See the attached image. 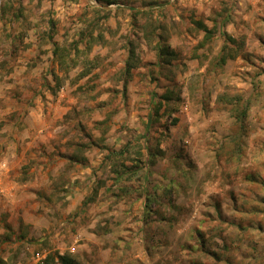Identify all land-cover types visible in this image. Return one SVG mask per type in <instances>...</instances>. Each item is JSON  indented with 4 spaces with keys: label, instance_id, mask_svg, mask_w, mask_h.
Wrapping results in <instances>:
<instances>
[{
    "label": "rangeland",
    "instance_id": "1",
    "mask_svg": "<svg viewBox=\"0 0 264 264\" xmlns=\"http://www.w3.org/2000/svg\"><path fill=\"white\" fill-rule=\"evenodd\" d=\"M63 253L264 264V0H0V264Z\"/></svg>",
    "mask_w": 264,
    "mask_h": 264
},
{
    "label": "trees",
    "instance_id": "2",
    "mask_svg": "<svg viewBox=\"0 0 264 264\" xmlns=\"http://www.w3.org/2000/svg\"><path fill=\"white\" fill-rule=\"evenodd\" d=\"M136 12L138 13L139 11H136ZM57 49H58L57 46L54 47V49H53L54 55H56ZM157 50H158V53H159L158 55L160 58H162L164 55H167V56L172 55V52L169 50V47L167 45L166 46H159V44H158ZM132 59H133V56H130L125 63L124 74L128 77L132 75L131 73L135 68V63H134V60H132ZM164 99L167 101L168 96L166 95L164 97ZM125 153L126 154L128 153L127 146L120 151L112 152V154H110V155L118 156V158L119 159L121 158L122 160L130 159V158L126 159V157L124 156ZM136 154H137V156L143 157V162H142L143 165L139 166L140 161H136L134 166H126L122 162H118V160H117L116 165L112 169L113 176H112L111 180L113 181V183L119 184L120 182L130 181L132 175H130L129 172H132L131 174H133V173H135L136 169L139 170L140 167H144L145 165H148L151 162V160H153V157L155 155L154 153L150 152L147 149H146L145 156H144V154L141 153L140 150L136 151ZM109 157L110 156H107V159H110ZM144 157H146V161L148 160V162H146L144 160ZM138 190H139V192L141 191L139 188L136 189V191H138ZM119 192L126 194V193H130V192L133 193L135 191L133 189H131L130 186L124 185V186L119 187ZM142 196L146 200H150L149 199L150 196H145L144 191H142ZM149 204H150L149 201H146V203L144 204V214H143V219H142V221H144V222H148V220L150 219L151 209L149 208L150 207ZM152 211H154V210H152ZM57 260H58L59 264H81L72 254H69V253L59 254L57 256Z\"/></svg>",
    "mask_w": 264,
    "mask_h": 264
}]
</instances>
